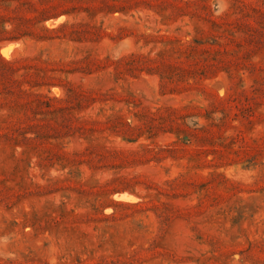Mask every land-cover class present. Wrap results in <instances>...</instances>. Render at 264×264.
<instances>
[{
	"label": "rangeland",
	"instance_id": "obj_1",
	"mask_svg": "<svg viewBox=\"0 0 264 264\" xmlns=\"http://www.w3.org/2000/svg\"><path fill=\"white\" fill-rule=\"evenodd\" d=\"M0 264H264V0H0Z\"/></svg>",
	"mask_w": 264,
	"mask_h": 264
},
{
	"label": "bare ground",
	"instance_id": "obj_2",
	"mask_svg": "<svg viewBox=\"0 0 264 264\" xmlns=\"http://www.w3.org/2000/svg\"><path fill=\"white\" fill-rule=\"evenodd\" d=\"M51 25H53V23H51ZM5 49V48H4ZM6 53V52H5Z\"/></svg>",
	"mask_w": 264,
	"mask_h": 264
}]
</instances>
